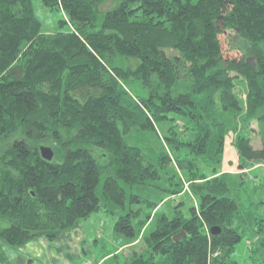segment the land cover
<instances>
[{
  "label": "trees",
  "instance_id": "obj_1",
  "mask_svg": "<svg viewBox=\"0 0 264 264\" xmlns=\"http://www.w3.org/2000/svg\"><path fill=\"white\" fill-rule=\"evenodd\" d=\"M43 2L65 14L67 31L42 33L31 0H0V263L4 245L53 240L108 203L122 210L114 231L144 244L129 264H232L246 234L251 259L264 264V199L244 203L242 183L221 169L236 126L217 115L219 106L261 127L259 148L234 135L238 175L264 166V0ZM224 34L240 57L223 56ZM171 115L186 123L160 137L156 125ZM132 129L155 135L162 167L186 173L198 200L186 214L183 201L171 216L159 211L164 199L130 194L127 205L126 188L162 178L127 144ZM41 143L53 147L50 161ZM198 158L211 175L196 172ZM173 178L162 189L172 198L184 187Z\"/></svg>",
  "mask_w": 264,
  "mask_h": 264
},
{
  "label": "rangeland",
  "instance_id": "obj_2",
  "mask_svg": "<svg viewBox=\"0 0 264 264\" xmlns=\"http://www.w3.org/2000/svg\"><path fill=\"white\" fill-rule=\"evenodd\" d=\"M31 4L34 16L40 22V31L42 33L53 34L68 30V24L61 23L63 19H66L65 14L61 10L45 6L43 0H31ZM111 6L112 3H106L105 6H103V9H107ZM231 39L233 38L229 35L224 34L220 36L223 56L227 58H238L240 57V54L237 49V47H239L237 45V39L234 40L235 45L231 43ZM135 90L144 94L137 85H134V91ZM217 107L219 121L226 125L227 128H231L234 125L236 126V133H233L231 130L227 132L225 149L220 164L221 169H233L231 174H233L235 181L242 183L240 197L244 203L248 200L255 201L258 199H264V166L262 164H254V166L244 170L238 175L239 173L236 172L237 168H235V165L237 164V155L234 146L231 144L234 135H240L242 137H251L252 145L259 148L261 145V134H259L261 127H258V123L253 121L248 124L247 122H244L243 119L240 120L232 113L222 110L219 106ZM170 117H172V119H166L157 123L156 128L160 137L167 135L169 127L174 126V129L178 132L179 128L177 125L186 123L181 117L174 115H171ZM262 131L263 130L261 129V132ZM153 136H151L150 133L138 129H132L125 135L127 144L138 147L142 151L144 159L154 165L162 175V178L155 181L153 186L144 185L126 188L127 205H129L128 198L130 194L138 195L156 203L161 202V200L164 199L159 211H162L167 215L170 214L171 216L172 205L183 201V205L179 208L186 214L189 207L197 205L198 200L196 197L189 194L186 173L178 172L172 164L165 165L164 167L159 164L158 153L160 142ZM40 146H48L53 151V147L48 143H41L38 145V148ZM184 153H186V151H184ZM180 156H183L182 152L180 153ZM186 158L192 159V156L189 155ZM194 162L196 163L197 173H204L206 175H211L213 173V166L206 164L202 159H194ZM167 176H173V181L177 180L179 177L181 178L184 186L183 193L174 196V198L165 194L162 189L167 185L165 182ZM132 206L135 207L136 205L134 204ZM105 209L108 211L110 210V212L106 213L104 211ZM144 211L146 210L144 209ZM120 214H122V210L119 207L111 206L106 203L103 210L94 211L87 219L80 220L79 222L82 227L80 230H82L81 232L84 234L79 243L80 249L78 251L73 250L74 252H72V250L68 252L65 251L63 256L64 260L61 264H98V262H100L99 264H129L133 252H142L145 247L143 242L136 246H130L128 244L129 241L125 236L114 231L113 226L115 220ZM152 229L153 224L147 228L146 234ZM59 234L60 233H58L57 236H59ZM252 238L251 234H246L236 245V249L230 255L232 264H255L251 259L250 251L247 248L249 244H251L250 242L253 240ZM248 241L249 243L247 244ZM11 247L12 246L4 245L3 248L6 256L9 258H11L10 255L13 253V250L11 249H14ZM62 247L66 249L69 248V245L62 244ZM108 254L110 255L102 260V258ZM10 262L17 261L16 259H10ZM53 264H60V262L54 259Z\"/></svg>",
  "mask_w": 264,
  "mask_h": 264
},
{
  "label": "crops",
  "instance_id": "obj_3",
  "mask_svg": "<svg viewBox=\"0 0 264 264\" xmlns=\"http://www.w3.org/2000/svg\"><path fill=\"white\" fill-rule=\"evenodd\" d=\"M227 169L231 171V168ZM80 228L82 227L80 222H78L73 228L60 232L59 236H56L53 240H48L44 236H39L20 247H11L14 248L11 249L13 250V253L10 255L11 258L6 256L7 260L3 264H53L54 259L61 264L64 260L63 256L65 251L68 252L72 250V252H74L73 250L78 251L80 249L79 243L84 236ZM62 244L69 245V248L65 249L62 247ZM109 255L110 254L103 257L102 260ZM10 259H16L17 262H10ZM99 263L100 262H98V264Z\"/></svg>",
  "mask_w": 264,
  "mask_h": 264
},
{
  "label": "water",
  "instance_id": "obj_4",
  "mask_svg": "<svg viewBox=\"0 0 264 264\" xmlns=\"http://www.w3.org/2000/svg\"><path fill=\"white\" fill-rule=\"evenodd\" d=\"M38 151H39V154L40 156L46 160V161H50L52 158H53V151L50 147L48 146H40L38 148ZM219 230H216V229H212L211 230V233L215 234L217 233ZM184 234H180V235H176L173 239L176 241V240H179V238L181 236H183Z\"/></svg>",
  "mask_w": 264,
  "mask_h": 264
}]
</instances>
